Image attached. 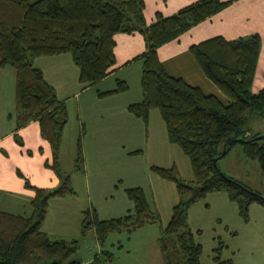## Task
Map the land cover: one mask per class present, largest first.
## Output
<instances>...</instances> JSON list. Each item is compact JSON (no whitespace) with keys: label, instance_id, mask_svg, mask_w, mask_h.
Listing matches in <instances>:
<instances>
[{"label":"trees","instance_id":"1","mask_svg":"<svg viewBox=\"0 0 264 264\" xmlns=\"http://www.w3.org/2000/svg\"><path fill=\"white\" fill-rule=\"evenodd\" d=\"M228 2L195 0L170 15L156 13L150 23H145L143 0H0V66L14 69V130L30 120L38 122L40 136L51 150V160L43 165L58 178L55 187L38 188L17 171L23 185L34 193L32 212L24 217L0 211V264H80L74 257L76 238L51 239L40 230L47 200L73 194V189L68 173L62 172L57 163L66 108L32 61L39 56L68 53L78 69V82L92 85L112 70L116 33L137 32L144 42V50L135 57L140 61L141 99L128 104L126 110L146 124L149 111L156 109L168 141L187 157L192 173V180L185 181L174 166L149 168L159 178L172 182L177 195L169 220L157 237L162 264H201V246L188 227L187 209L205 194L224 192L243 221L248 219L250 204L264 209L259 193L217 166V160L240 143L244 156L255 159L264 176V136L249 133L245 126L249 118L264 115V85L255 92L250 90L259 35L252 33L235 39L216 35L189 45L188 52L224 100L167 74L156 54L158 46L175 39ZM126 89L124 81L116 80L113 89L97 95L103 97ZM82 135L83 128L75 143V171L83 170ZM13 138L18 145L22 144L15 133ZM123 191L131 208L108 219L97 218L93 208L85 210L80 237L92 230L102 244L109 233H130L144 225L159 224L158 214L150 210L140 187ZM219 246L218 243L217 253ZM103 254L106 259L111 258L109 252Z\"/></svg>","mask_w":264,"mask_h":264},{"label":"crops","instance_id":"2","mask_svg":"<svg viewBox=\"0 0 264 264\" xmlns=\"http://www.w3.org/2000/svg\"><path fill=\"white\" fill-rule=\"evenodd\" d=\"M193 1L143 0L144 21L150 23L156 13L170 15ZM227 1L228 4L216 13L156 48L167 74L180 77L186 83L199 87L203 93L221 99L220 90L204 76L188 52L190 44L216 35L235 39L257 33L260 46L255 77L259 64L264 62V0ZM113 39L112 70L92 85L78 82V69L68 53L39 56L32 61V66L41 71L43 79L54 89L57 99L64 102L67 114L57 163L62 172L68 173L73 194L47 200L40 230L52 239L67 241L79 237L83 212L90 208L95 210L99 219L123 215L131 208L123 189L136 186L142 189L150 210L158 214L159 224L156 225L160 229L169 220L177 195L174 184L159 178L150 171V166H174L181 179L192 180L188 159L177 145L168 141L158 111L150 110L144 124L126 110L128 104L141 99L140 61L135 57L144 50L142 36L137 32L116 33ZM116 80L124 81L127 89L103 97L97 95L113 89ZM262 86L253 78L251 91L255 92ZM13 113L14 69L8 65L0 66V211L27 217L32 212L34 193L23 185V178L17 175V171L30 185L38 188H53L58 178L43 165L44 161L51 160V150L48 142L40 136L38 122L30 120L14 130ZM82 128L83 170L75 171L72 169L75 143ZM14 133L21 139V145L14 141ZM139 156H144V159H138ZM211 206H214V213L219 208L227 211L231 206H235L233 208L237 212L236 205L227 199L224 192L205 194L187 209V224L192 235L199 233L196 215H203ZM153 225L144 226L150 228ZM218 243L220 250L223 247L217 239L212 248L213 260L216 264L226 260L231 264L230 258L220 259V250L218 253L215 251Z\"/></svg>","mask_w":264,"mask_h":264},{"label":"rangeland","instance_id":"3","mask_svg":"<svg viewBox=\"0 0 264 264\" xmlns=\"http://www.w3.org/2000/svg\"><path fill=\"white\" fill-rule=\"evenodd\" d=\"M256 74L257 77L253 75L255 83L264 85V62L259 64ZM245 126L251 134L264 135V115L249 118ZM138 159H144V156ZM217 166L226 175L264 197V176L257 161L244 156L240 143H235L226 155L219 158ZM231 207L230 211L219 208L214 213V206H211L203 215H196L199 233H194L193 239L201 245L200 262L216 264L212 248L219 239L223 244L220 259L230 258L231 264H264V209L252 203L248 221L244 222L233 208L235 206ZM148 227L130 233H109L102 244L95 239L93 231L88 230L83 237H75L78 243L74 257L80 260V264H162L157 245L159 228L156 224ZM103 251L111 254L109 260Z\"/></svg>","mask_w":264,"mask_h":264},{"label":"water","instance_id":"4","mask_svg":"<svg viewBox=\"0 0 264 264\" xmlns=\"http://www.w3.org/2000/svg\"><path fill=\"white\" fill-rule=\"evenodd\" d=\"M261 136H264V135H261ZM262 199H264V197L260 196Z\"/></svg>","mask_w":264,"mask_h":264}]
</instances>
